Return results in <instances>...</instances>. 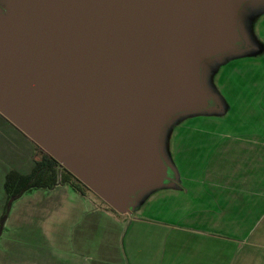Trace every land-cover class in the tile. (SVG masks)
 Wrapping results in <instances>:
<instances>
[{
	"label": "water",
	"instance_id": "obj_1",
	"mask_svg": "<svg viewBox=\"0 0 264 264\" xmlns=\"http://www.w3.org/2000/svg\"><path fill=\"white\" fill-rule=\"evenodd\" d=\"M247 1L6 0L0 113L129 212L169 178L165 125L214 107L202 64L239 48Z\"/></svg>",
	"mask_w": 264,
	"mask_h": 264
},
{
	"label": "crops",
	"instance_id": "obj_2",
	"mask_svg": "<svg viewBox=\"0 0 264 264\" xmlns=\"http://www.w3.org/2000/svg\"><path fill=\"white\" fill-rule=\"evenodd\" d=\"M256 1L247 45L209 61L214 107L176 114L163 130L164 185L140 192L126 213L60 182L30 190L9 211L0 264H264V12ZM31 142L0 113V219L7 174L34 167Z\"/></svg>",
	"mask_w": 264,
	"mask_h": 264
},
{
	"label": "trees",
	"instance_id": "obj_3",
	"mask_svg": "<svg viewBox=\"0 0 264 264\" xmlns=\"http://www.w3.org/2000/svg\"><path fill=\"white\" fill-rule=\"evenodd\" d=\"M204 62L202 64V71H204L205 69ZM37 151L38 156L35 157L34 167L29 174H21L16 170H11L6 176L5 190L7 193V201L5 204L2 221L0 222V236L4 230V224L12 207V204L24 193L30 190H33L35 188L52 187L56 183H58L57 172L59 168L64 170V175H62L60 180L61 184H68L74 189L80 190L82 193H85V191L94 193L89 187H87L82 181H80L75 175L64 168L55 158H53L43 149L37 147ZM105 204L113 210V208L110 207L107 203Z\"/></svg>",
	"mask_w": 264,
	"mask_h": 264
},
{
	"label": "rangeland",
	"instance_id": "obj_4",
	"mask_svg": "<svg viewBox=\"0 0 264 264\" xmlns=\"http://www.w3.org/2000/svg\"><path fill=\"white\" fill-rule=\"evenodd\" d=\"M252 1L253 0H249V1L245 2V3H243V5L241 6L243 9L238 14V28H239L242 36H243L242 40L238 43L239 46H241V45H245L246 46L247 45L246 42L248 40L246 39V35L248 33V30H250L251 27H252V25H253L252 30L254 31V26H256V24H257V21L255 19H251V16L253 15L252 13L249 14L248 18L246 17L247 16V14H246L247 13V10L249 12L254 11V10H251L252 9L251 8L252 5H250V4L252 3ZM5 3H6V0H3V1L0 2V12L6 10L5 9V6H6ZM255 5L259 6L260 8H258V9L259 10H262L264 12V0H257L256 3H255ZM237 51H239V50H237ZM237 51L233 50L232 52H230V53H228L226 55H232L231 53H234V52H237ZM223 54H225V53H223ZM223 54L217 55L216 56V59H219V57L221 55H223ZM240 55H242V54H239V56ZM210 59H213V58H210ZM210 59H207L204 62L205 63L204 64L205 65L204 68L205 69L203 68L204 71H202V74L204 76L202 81H203V85L206 87V90H210L211 92H215L216 91L215 90V86H216L215 81L217 80L218 76L217 75L216 76L214 75L215 70H213V65L210 66V62H212ZM209 66L211 67L210 69L208 68ZM215 94L216 93H212V95H215ZM211 104L214 106V102L213 101H211ZM170 123H177V122L176 121L173 122V119H172ZM167 125H169V124H166L165 127ZM165 127H164V129L167 130L168 127H170V125L167 126L166 128ZM31 143H32L31 144L32 145V150H33V153H34L32 155L34 156V160H35V157L38 156V151H37V147L38 146L33 141ZM162 143H163V131H162V134H161L160 145H163ZM62 175H64V170L61 169V168H59L58 169V172H57L58 182H60ZM1 221H2V218L0 219V222Z\"/></svg>",
	"mask_w": 264,
	"mask_h": 264
},
{
	"label": "flooded vegetation",
	"instance_id": "obj_5",
	"mask_svg": "<svg viewBox=\"0 0 264 264\" xmlns=\"http://www.w3.org/2000/svg\"><path fill=\"white\" fill-rule=\"evenodd\" d=\"M243 46H245V45H241V46H239L240 48H243Z\"/></svg>",
	"mask_w": 264,
	"mask_h": 264
}]
</instances>
